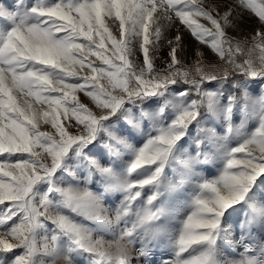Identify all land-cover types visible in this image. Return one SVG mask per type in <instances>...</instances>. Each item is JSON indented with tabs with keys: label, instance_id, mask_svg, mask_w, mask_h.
<instances>
[{
	"label": "snow or ice",
	"instance_id": "6c2138e0",
	"mask_svg": "<svg viewBox=\"0 0 264 264\" xmlns=\"http://www.w3.org/2000/svg\"><path fill=\"white\" fill-rule=\"evenodd\" d=\"M0 18V264H149L166 243L161 264H264V94L247 91L264 81V0H17ZM217 156L219 175H200Z\"/></svg>",
	"mask_w": 264,
	"mask_h": 264
},
{
	"label": "rangeland",
	"instance_id": "374dc122",
	"mask_svg": "<svg viewBox=\"0 0 264 264\" xmlns=\"http://www.w3.org/2000/svg\"><path fill=\"white\" fill-rule=\"evenodd\" d=\"M260 2H261V0H256L257 4H259ZM0 3L8 6V8L11 11H15L17 8V0H0ZM22 3H23V0H22ZM255 19H258V18H255L254 14H253V16L243 18L238 23V27L236 29L230 31V34L234 37V41H233L234 46H235L236 41L243 42L249 38L250 29H251L253 23L255 22ZM106 22H107V19H106ZM10 26H11V20L10 19L0 18V30H3L4 28H8ZM173 32H175L174 28L170 29V30H166L165 35L168 38H171ZM241 47L243 49L242 52L247 57V49L249 47H251V45H245V44L241 43ZM169 50L170 49H169L167 42L165 40L161 45V49H160L159 53L157 54V59L155 61V65L157 68H161L164 66L163 61L168 58ZM196 50H197L196 45L194 44L193 40L190 37L186 36L185 37V48H184L183 53H181V56L185 60V63H187L188 65H191L192 63L195 62V60L197 59V57L194 54ZM199 51L203 52V54H204L203 59H204L205 64L215 63L219 59L218 57H216L215 53H213L211 51V49H209L205 46H200ZM254 55H256V54H254ZM261 83H264V81L248 83L247 91L252 98L258 99L262 94H264L261 92V88H260ZM77 95L80 98L81 102H85V103L89 104L90 107H94V105L91 104L89 98L84 96L83 93H77ZM170 112H171L170 109L167 110L166 115L169 114ZM208 115L211 116V114H208ZM213 120H215V118H213ZM242 121H243V115L241 113H236L234 115V120H233L234 125L239 126L242 123ZM215 123L219 124V121H215ZM245 123H246L245 126H246L247 130L250 131L252 128H254L256 120L253 118L251 120H247ZM208 126L213 127L214 131L217 132L218 136L224 134L223 128L215 127L214 125H208ZM44 127H45V129H47L49 126H44ZM195 135H196V130L193 129V136H195ZM236 143H237V141L235 139L231 140L232 146H235ZM185 150H187V149H185ZM213 151H215V149H213ZM211 155L212 154L209 153L210 157H211ZM204 166H205V168H207V170L203 171L202 167H200V168H198L199 174L202 176H205L207 178H214L216 175H219L220 170L223 167V163H222V160L217 156L214 159V161L210 159V161ZM169 178L171 179L173 177L170 176ZM195 183H196V181H191V186H189V187H188L187 183L185 184V187H187L188 189H187V191H185L183 193L182 198L184 201H189V203H191L190 198H191L192 193L195 190ZM151 191H152L151 186H146L144 193L142 194L145 202L147 200V195H150ZM116 195L118 196L119 194L117 193ZM187 199H190V200H187ZM184 201H181L180 204H182ZM172 202H175V201H172ZM172 202H170V203L172 204ZM186 207L188 208L189 204H188V206L187 205L185 206V204H183L181 206L182 209L179 206L178 209L180 210V213H182L181 216L183 215L184 209H187ZM172 221L168 224L169 231H174V228H176V225H174L175 222L174 221L172 222ZM177 227H178V225H177ZM96 238L104 239L106 241H110L112 239V236H111V233H102L99 236H97ZM242 250L244 251L243 247L239 246V245L236 246L234 248V250H233V248H227L225 250V255L229 256V258L240 259L241 252H243ZM152 253L153 254L151 255V257L149 259V264H160L161 263L160 260L167 259V258H169V256L171 257L173 255V253H172L170 247L167 245V243L165 244V246H157V247L153 248ZM77 264H90V262H89L87 257L80 256L77 258Z\"/></svg>",
	"mask_w": 264,
	"mask_h": 264
},
{
	"label": "bare ground",
	"instance_id": "6f19581e",
	"mask_svg": "<svg viewBox=\"0 0 264 264\" xmlns=\"http://www.w3.org/2000/svg\"><path fill=\"white\" fill-rule=\"evenodd\" d=\"M202 169H203V171H204V169L205 170H207V168H205V166H203L202 167ZM183 199V198H182ZM186 199V198H185ZM187 200H190V199H187ZM184 201V200H183ZM180 203V202H179ZM183 204H185V206L187 205L188 206V204H189V206H190V203H189V201H184L182 204H181V206L183 205ZM176 205H177V202H172V204L170 203V206L171 207H173V208H176ZM181 206H180V208H181ZM187 208V207H186ZM182 209V208H181ZM179 210V209H178ZM185 210V209H184ZM180 211V210H179ZM182 214V213H181ZM174 222H175V224L174 225H176V228H178L177 227V225L179 226V220L178 219H176L175 217L172 219ZM172 221V222H173ZM175 230V229H174ZM242 249V248H241ZM234 250V249H233ZM243 251V250H242ZM170 257V256H169ZM237 258V257H236ZM163 260V259H162ZM161 261V260H160ZM161 264V263H160Z\"/></svg>",
	"mask_w": 264,
	"mask_h": 264
},
{
	"label": "trees",
	"instance_id": "16d2710c",
	"mask_svg": "<svg viewBox=\"0 0 264 264\" xmlns=\"http://www.w3.org/2000/svg\"><path fill=\"white\" fill-rule=\"evenodd\" d=\"M237 57L240 58V59H244V58H247L243 52H238L236 53Z\"/></svg>",
	"mask_w": 264,
	"mask_h": 264
}]
</instances>
